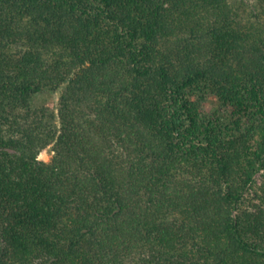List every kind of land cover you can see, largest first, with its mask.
<instances>
[{
    "label": "trees",
    "instance_id": "obj_1",
    "mask_svg": "<svg viewBox=\"0 0 264 264\" xmlns=\"http://www.w3.org/2000/svg\"><path fill=\"white\" fill-rule=\"evenodd\" d=\"M0 264H264V0H0Z\"/></svg>",
    "mask_w": 264,
    "mask_h": 264
},
{
    "label": "rangeland",
    "instance_id": "obj_2",
    "mask_svg": "<svg viewBox=\"0 0 264 264\" xmlns=\"http://www.w3.org/2000/svg\"><path fill=\"white\" fill-rule=\"evenodd\" d=\"M34 106L35 107L47 106L57 112L59 106V92L57 93L46 92L37 96L34 100ZM208 106L211 108L218 107V100L215 97L210 98L208 102ZM53 155H54V151L52 146H50L40 154L39 158L43 161H50ZM258 177H259V182H261V177L260 176Z\"/></svg>",
    "mask_w": 264,
    "mask_h": 264
}]
</instances>
